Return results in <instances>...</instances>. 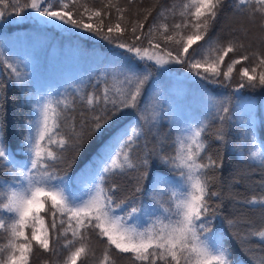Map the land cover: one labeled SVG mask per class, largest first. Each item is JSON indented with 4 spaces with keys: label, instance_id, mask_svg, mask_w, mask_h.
<instances>
[{
    "label": "snow or ice",
    "instance_id": "snow-or-ice-1",
    "mask_svg": "<svg viewBox=\"0 0 264 264\" xmlns=\"http://www.w3.org/2000/svg\"><path fill=\"white\" fill-rule=\"evenodd\" d=\"M183 8V23L174 25L176 30L188 29L191 32L183 44L182 53H188L197 41H205L213 56L210 60L205 57L204 63L195 55L187 58L183 54L173 56L171 51H164L163 55L157 51L150 54L147 48L142 50L135 43L122 42L120 35L126 28L116 23L114 27L109 24L105 31L104 16L108 13L102 15L101 11H92L87 7L80 11L75 7L74 0L72 7L65 0H30L23 5L19 0H0V21L14 14L62 31L76 29L90 33L131 54L133 60L144 65L140 70L113 62L111 67L123 77V87L117 88L115 93L104 87L99 95L89 94L86 103L91 118L81 113V119L76 123V117L67 116L64 111L68 108L67 91L57 92L56 96L36 93L30 87L28 73L21 71V65L26 69L27 64L9 53L0 52V56L4 57L0 64L10 70V81L21 90L32 110V115L25 121L19 148L11 150L4 140L6 90L0 89L4 91V95L0 96V171L4 172L2 183L7 185L6 191L0 195V230L8 237L7 244L0 247V254H3L0 255V264H29L33 242L53 255L62 251L55 245L50 248L49 226L45 225L42 213L51 214V231L66 241L63 245V249L67 250L64 264H84L81 257L87 256L90 250L89 236L105 244L102 264H109L112 250L119 254H132L133 264H235L222 243L223 234L213 230L217 219L225 220L230 229L236 226V220L222 214L224 197L220 189L223 187V162L221 157L214 158L208 152L210 142L206 139V126L199 123L193 128L190 122L177 118L171 106L165 111L167 91L154 85L145 95V86L154 66H158L156 70L169 71L166 65L179 64L193 73L192 76L186 75V80L195 83L199 78L213 86L232 88L233 68L241 60L255 63L251 70L244 67L240 71L239 83L232 94L216 97L203 89L199 92L203 108L211 112L213 121L220 125L218 142L222 147L226 146L227 127L235 115L231 109L233 96L240 89L264 88V51L259 55L241 54L240 59H231L227 71L221 74L220 65L225 57L229 53L241 52L244 46H237L229 40L227 46L222 47L212 37L205 40V35L228 8L249 17L259 13L264 20V0H255V6L251 0H190ZM116 11L122 20L124 10L117 8ZM85 15L88 22H85ZM147 18L146 15L145 20ZM162 27L166 33L168 25ZM261 27L264 28V24ZM154 28L155 25L150 26L148 33H152ZM143 29V22L131 28L136 41L141 40ZM145 38H148L147 35ZM172 40V35L164 36L165 44ZM149 44L153 49H160L159 42L153 44L149 39ZM116 60L118 57L114 55L113 61ZM257 69L261 70L257 73ZM100 83L98 79L92 87L99 88ZM84 99V95H80V100ZM71 110L75 112L74 108ZM240 110L247 116L243 123L251 125L254 106L246 101L240 105ZM149 111L152 113L150 120L145 115ZM168 117H171L170 130L178 133L175 154L166 153L162 142L158 149L145 145L144 155L131 163L144 125H149L150 132L153 129L158 132V125L162 126ZM106 134L107 139L78 173V182L83 184L84 192L76 194L69 172L84 149L95 138ZM156 138L157 134L153 133V139ZM251 138L255 140L254 129L251 130ZM18 155L27 159L18 160ZM252 155L255 157L259 153L253 152ZM154 162L172 171L177 180L173 182L153 175L146 188L149 169ZM260 164L264 167V157ZM59 165L64 166V175L58 174ZM126 169L137 173L136 186L130 197L117 202V186L106 188L105 183L110 174H125ZM166 191L174 201V207L162 209L158 197ZM138 194L147 196L150 202H139ZM240 203L259 207L264 217V197ZM238 235L234 233L233 237ZM250 235L258 236L264 244V229Z\"/></svg>",
    "mask_w": 264,
    "mask_h": 264
},
{
    "label": "trees",
    "instance_id": "trees-1",
    "mask_svg": "<svg viewBox=\"0 0 264 264\" xmlns=\"http://www.w3.org/2000/svg\"><path fill=\"white\" fill-rule=\"evenodd\" d=\"M29 2L30 0H19L21 5ZM65 2H68L70 7L73 6V0H65ZM187 3H190V0H74L75 7L80 11L87 7L92 11H101L102 15L107 12L108 15L104 16L105 31L109 24L114 27L116 23H120L122 28H126V31L120 35L122 42L135 43L144 49L151 47L149 44V39H151L153 44L160 43V53L164 54V51H171L173 56L183 54V44L186 42L187 35L191 34L188 29H174L176 23H183L181 12L184 11L183 6ZM251 3L255 6V0H251ZM117 8L124 10L122 20L119 19L120 14L117 13ZM8 11L10 12V9ZM25 11H30V9ZM146 15L147 20H145ZM84 19L85 22H88L87 15L84 16ZM9 20L12 22L9 23ZM95 21L96 18L93 17V22ZM140 22L144 23L143 34L141 40L136 41L131 28ZM164 24L168 25L166 33L162 27ZM262 24H264V20H261L259 13H256L254 17H249L234 12L232 8L226 9L217 18L213 27L206 33L205 40L212 37L222 47H226L229 40H232L237 46H244L241 52L229 53L225 57L224 63L220 65L221 74L227 71V64L230 63L231 59H240L241 54L259 55L264 51V28L261 27ZM0 25H2L0 26V52L9 53L27 64L26 69L23 64L21 65V71L28 73L30 87L36 93L41 95L51 93L56 96L57 92L65 93L67 91L69 94L68 108L64 111L67 116L74 115L76 123H79L81 113L87 115L89 119L91 118L88 115L86 103L89 94L99 95L104 87L110 88L115 93L117 88L123 87L121 84L123 77L119 76L116 69L111 67L113 62L131 65L140 70L144 67L138 60H133L131 54L92 36L90 33L75 29L77 33H75L76 37L74 38L71 36L74 34L44 28L26 16L21 19L14 14L6 16L4 20L0 21ZM153 25H155L154 31L149 34L148 29ZM145 35L148 38H145ZM165 35H172L173 40L165 44ZM29 43L31 44L29 48L33 47V50L26 47ZM52 45L58 47V50L51 51L49 47ZM43 48L44 50H41ZM63 48L75 52L76 57L68 58L62 50ZM194 49L195 52H193ZM208 49L209 45L205 41H197L189 49V52L183 55L185 58L195 55L196 59L204 63L205 57L210 60L213 56ZM114 55L118 57V60L113 61ZM3 59L4 57L0 56V60ZM165 67L169 71H159L156 70L158 66H154L151 77L145 86V95L154 85L159 86L167 91L165 111L171 106L175 116L190 122L193 128L199 123L206 126L205 135L210 142L208 152L214 158L221 157L223 162V187L220 189L224 197L222 214L236 220V226L230 229L225 220L217 219L214 222L213 230L218 234H223L222 243L229 250L235 264H264V244L261 243L258 236L250 235L252 232L264 229V217L261 216L259 207L253 208L240 203L243 200L264 197V167L260 164L261 158L264 157V88H245L235 93L231 105L235 115L231 125L227 127L226 146L223 147L218 142L220 125L213 121L211 112L205 111L199 97V92L202 89L216 97L232 94L233 89L239 83L240 71L244 67L251 70L252 67H255V63L241 60V63L233 68L231 74L232 88L213 86L199 80V78H196L195 83L192 80H186V75H193L186 66L176 64ZM260 70L257 69V73ZM9 71L0 64V89L6 90L7 96V103L4 106L6 109L4 140L11 150H16L21 144L25 131V121L32 115V110L30 105L25 102L21 90L10 81ZM98 79L101 81L100 87L94 89L92 85ZM2 95H4V91H0V96ZM80 95H84V101L80 100ZM246 101H250L254 106L252 123L249 126L243 123L247 116L240 110V105ZM73 108L75 112L71 110ZM145 115L150 120L152 113L149 111ZM170 119L171 117L165 118L162 126L158 125V132L156 129L150 132L149 125H144L141 129V138L137 141V147L130 160L131 163L134 164L137 157L144 155L145 145L147 148L155 147L158 149L162 142L165 145L166 153L175 154V149L178 148V143H176L178 133L175 130H170ZM252 129L255 131V140L251 138ZM246 131L248 132L247 138ZM153 133L157 134L155 140ZM107 136L108 134L95 138L80 154L70 170L69 175L72 177L76 194L84 192L83 184L78 182V173L92 158L103 141L107 139ZM253 152H258L259 155L254 157ZM17 159L26 160L27 157L18 155ZM57 172L59 175H64V166H57ZM153 175L159 179L172 180L173 182L177 180V176L172 171L158 162H154L149 169V178L145 183L146 188L151 183ZM136 176L137 173L130 169H126L125 174H110L105 187L117 186L115 199L119 202V200L132 195L136 186ZM3 179L4 172L0 171V195L7 189V185L2 183ZM137 198L139 202L144 204L150 202L148 197L143 194H138ZM158 199L162 209L174 207V201L167 191ZM42 216L45 225L49 226L50 248L55 245L57 249H62V251L53 255L51 252L40 249L33 242L29 264H64L67 250L63 249V245L66 241L51 231V214L42 213ZM57 223H59L58 217ZM234 233H239V235L234 238ZM7 239V234L0 230V247L7 244ZM88 240L90 250L87 256L81 257V260L84 261V264H102L105 244L92 236H89ZM131 256L130 253L119 254L112 250L109 253V264H133Z\"/></svg>",
    "mask_w": 264,
    "mask_h": 264
},
{
    "label": "rangeland",
    "instance_id": "rangeland-1",
    "mask_svg": "<svg viewBox=\"0 0 264 264\" xmlns=\"http://www.w3.org/2000/svg\"><path fill=\"white\" fill-rule=\"evenodd\" d=\"M42 27H44V28H51V29L57 30L58 32H61V31H62L61 29L56 28V27H54V26H52V25H42ZM64 32H65V33H69V34H74V35H71V36H73L74 38L76 37V34H75V33H77V31H76L75 29H72L71 31H64ZM30 45H31V44L29 43V44L26 45V47L29 48ZM49 48H50L51 51H56V50H58V47H56V46H54V45L50 46ZM147 49H149V53H150V54H151L153 51H157V52H159V54L163 55L162 53H160L159 50L153 49L152 47L147 48ZM29 50H33V47L29 48ZM37 50H38V49H37ZM41 50H44V48L41 49ZM62 50L65 52V54H66V56H68V58H75V57H76V53H75V52L68 51V50H66V49H64V48H63ZM142 50H143V49H142ZM165 58H167V57H165ZM152 63L154 64V62H152ZM142 64H143V63H142ZM175 65H176V64H171V65H166V66H175Z\"/></svg>",
    "mask_w": 264,
    "mask_h": 264
}]
</instances>
